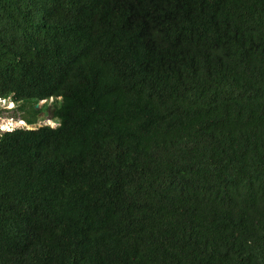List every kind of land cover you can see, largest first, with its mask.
<instances>
[{
    "label": "trees",
    "instance_id": "obj_1",
    "mask_svg": "<svg viewBox=\"0 0 264 264\" xmlns=\"http://www.w3.org/2000/svg\"><path fill=\"white\" fill-rule=\"evenodd\" d=\"M0 98V264H264V0H0Z\"/></svg>",
    "mask_w": 264,
    "mask_h": 264
},
{
    "label": "rangeland",
    "instance_id": "obj_2",
    "mask_svg": "<svg viewBox=\"0 0 264 264\" xmlns=\"http://www.w3.org/2000/svg\"><path fill=\"white\" fill-rule=\"evenodd\" d=\"M25 115L23 111H20L14 103L8 100H0V131L11 129L15 127H30L36 128L41 125L49 124L50 126H56V122L50 117V113L42 112L40 114L39 121L32 125H27L22 120V116Z\"/></svg>",
    "mask_w": 264,
    "mask_h": 264
},
{
    "label": "clouds",
    "instance_id": "obj_3",
    "mask_svg": "<svg viewBox=\"0 0 264 264\" xmlns=\"http://www.w3.org/2000/svg\"><path fill=\"white\" fill-rule=\"evenodd\" d=\"M1 99H3V100H8V101H10V102H12V103H14L13 101H11V100H9V99H4V98H0V100ZM46 100H40V101H38L37 103H39V106L37 107V108H39L44 102H45ZM52 101V98L51 99H49V103ZM15 104V103H14ZM36 104V103H35ZM15 106L16 107H18L16 104H15ZM35 106V105H34ZM36 108V107H35ZM50 117H51V114H50ZM39 118H40V116H39ZM52 119V118H51ZM23 121H25L24 119H22ZM38 121H39V119H38ZM37 121V122H38ZM54 122H55V120H53ZM36 122V123H37ZM27 125H32V124H28L27 122H25ZM33 124H35V123H33ZM57 124V123H56ZM45 125H49V124H45ZM42 126V125H41ZM39 127V126H38ZM52 127H54V126H52ZM16 128V127H15ZM25 128H28V129H32V128H30V127H25ZM37 128V127H36ZM11 129H13V128H11ZM11 129H6V130H11ZM4 130V129H3ZM3 130H1V131H3Z\"/></svg>",
    "mask_w": 264,
    "mask_h": 264
},
{
    "label": "water",
    "instance_id": "obj_4",
    "mask_svg": "<svg viewBox=\"0 0 264 264\" xmlns=\"http://www.w3.org/2000/svg\"><path fill=\"white\" fill-rule=\"evenodd\" d=\"M38 106H39V103H36V104H35V107L37 108Z\"/></svg>",
    "mask_w": 264,
    "mask_h": 264
}]
</instances>
